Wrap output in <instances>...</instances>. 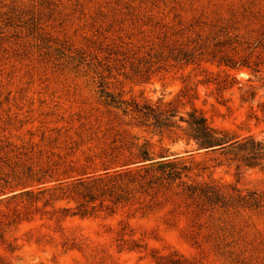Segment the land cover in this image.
<instances>
[{"label":"rangeland","instance_id":"obj_1","mask_svg":"<svg viewBox=\"0 0 264 264\" xmlns=\"http://www.w3.org/2000/svg\"><path fill=\"white\" fill-rule=\"evenodd\" d=\"M191 114L264 140V0H0V264H264V206L239 199L264 159L199 150ZM144 146L180 177L137 162L89 202L20 195Z\"/></svg>","mask_w":264,"mask_h":264},{"label":"trees","instance_id":"obj_2","mask_svg":"<svg viewBox=\"0 0 264 264\" xmlns=\"http://www.w3.org/2000/svg\"><path fill=\"white\" fill-rule=\"evenodd\" d=\"M124 113L127 114L129 111L136 112L140 114L143 112L142 109L138 106H134L133 109L124 108ZM148 115L144 113V116ZM169 116H174L170 114ZM191 118L189 121H186L190 131L192 132L191 136L195 140L198 149H207V150H217V149H230L235 153L239 154L242 158L244 165L248 167H252L258 165L260 160L264 159V140H257L254 136H247L243 138L239 137H229L228 133L224 130H217L210 127L206 119L203 116H197L194 114L190 115ZM150 116L144 120V122H148V125H153L154 127H160L161 121L158 120L155 116L153 117V121H150ZM168 158L163 160H158L155 157L150 149L147 146L140 147L137 149V152L134 156L121 161L117 164H113L110 166H106L103 173L98 174H87L84 177H78L73 182L68 181H59L57 184V188L52 187H43L37 193L33 190H26L20 193V195H26L29 197L39 199V195L43 196L51 189H58L60 192H72L81 195L87 202L96 199L97 192H105V187L107 183H105V179H110L117 181L118 177L122 175H127L136 170L133 168V164L137 162H142V166L147 167H155V169L160 170L161 175H159L156 180L160 181L165 179H176L181 175V171L179 170L176 162L177 157ZM240 167V163L237 164V168ZM113 179V180H112ZM41 181V179H37ZM124 186H118L116 189L115 186L108 187V190L111 192V195H115L117 200H129L131 196H133L132 188H123ZM143 188V185H141ZM121 190V192H118ZM18 194H14L11 198H15ZM204 195L207 201L211 204L222 203V205L227 204V199L219 192H212L208 190H204ZM58 198V197H57ZM239 199L244 204H250L255 207L264 206V192L261 194L251 193L248 196L242 195ZM1 202V200H0ZM84 214V213H82Z\"/></svg>","mask_w":264,"mask_h":264}]
</instances>
